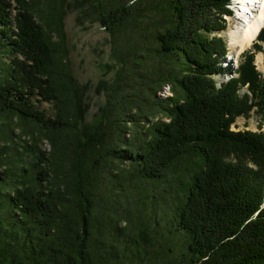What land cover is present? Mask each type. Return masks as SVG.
Segmentation results:
<instances>
[{
    "label": "trees",
    "instance_id": "obj_1",
    "mask_svg": "<svg viewBox=\"0 0 264 264\" xmlns=\"http://www.w3.org/2000/svg\"><path fill=\"white\" fill-rule=\"evenodd\" d=\"M76 1L96 6L112 39L126 32L149 37L153 61L163 63L142 72L149 52L137 45L116 52L115 79L96 87L106 103L86 124L66 63V0L36 6L40 21L35 2L0 0V51L12 55L0 69V114L41 126L53 146L51 157L37 150L28 182L8 190L0 171V264H264V131L232 129L251 111L264 122V73L255 64L264 27L240 54L236 76L216 88L213 74L225 71L228 50L217 34L226 28L230 0ZM133 79L140 85L134 92L127 83ZM163 84L171 86L167 98L157 95ZM34 97L55 106V117ZM125 166L133 172L124 184L135 188L176 166L180 183L166 235L146 208L133 216L132 205H108L125 203L116 177ZM101 168L119 170V183H106Z\"/></svg>",
    "mask_w": 264,
    "mask_h": 264
},
{
    "label": "rangeland",
    "instance_id": "obj_2",
    "mask_svg": "<svg viewBox=\"0 0 264 264\" xmlns=\"http://www.w3.org/2000/svg\"><path fill=\"white\" fill-rule=\"evenodd\" d=\"M26 1L29 4H33L35 2V4H33L35 5V8L32 9V12L36 15L37 20L40 21L42 18L40 17L39 11L36 10V6L41 8L42 5H44V1L46 0ZM66 3V14L64 16L66 48L68 51L66 63L69 66L77 84L79 85L78 87L79 91L81 92V100L83 105L86 107V111L84 113V122L86 124H93L99 118V108L103 107L107 100V95L104 91L99 93L96 90L98 82L104 79L110 83L115 79L116 73L120 68V64L114 57L116 52L124 53L126 49L131 50L134 45H137L139 46V49H142L141 53L143 55L149 52L148 54L151 55V64L142 67V72L145 71L149 73V71H152V69H157L158 66H160L159 64H162L163 62L158 63L157 59L153 61V57L155 56L156 52L155 47L149 37L142 38L137 33L132 34L126 32L120 34L119 38L112 39L107 29H105L100 24V22L96 20L98 11L96 6L89 7L87 4L84 6H78L76 0H66ZM237 8L239 7L234 6V4L229 5L231 13L230 15L225 16L226 28L217 34L224 39L228 50L225 55V60L220 63L221 67L224 68L225 71H220L216 74H213V80L216 88H219L223 82H226L229 80V78L234 76L233 70L238 65L240 54L246 49H252L251 45L255 41L254 39L251 44H249L243 50L237 49L236 51H238V53L236 52L235 59L230 62L229 54L236 48L233 49L230 47L227 39V32L237 19H235V17L238 15ZM260 43L263 46V51L257 52L255 54V64L257 69L264 73V43ZM145 49L148 51H145ZM11 58L12 55L8 51L6 52L5 49L0 51V66H2L0 67L1 70H3L6 64L10 62ZM1 59L3 61H1ZM139 60L143 62L146 61L144 58ZM159 61H162L161 58ZM3 62H5V64ZM229 67L231 72L229 71ZM145 72L144 74L146 75ZM141 75H143V73ZM127 83L128 85H131L128 89L132 92L136 90L138 91L140 88V85H136V81L134 79L127 81ZM152 85L156 86L157 83L153 82ZM162 90H164V92ZM162 90L161 94L169 90L172 95L170 85L169 88L164 87ZM38 99L39 97L33 98L35 106L43 111L46 116L54 118L57 111L56 107L47 102H38ZM149 99L151 102H155L153 95L150 96ZM128 108L133 111V104H128ZM260 119L261 118L256 112L251 111L247 115L238 116L234 124H232V129L249 130L253 132L264 131V122ZM132 139L133 137H131L130 140ZM37 150L45 153L47 157H51L53 153V146L49 142V139L47 138V131L44 128L31 122H25L17 115H12L8 112L0 114V171L5 170L6 172L5 179L7 181L6 188L8 190L16 187L24 179L27 182L30 180L33 173L32 162L34 161L33 159H35ZM189 159L191 160L192 157ZM108 160L110 159L108 158ZM192 160L197 163L199 162L196 158H193ZM112 164L118 166L124 165L118 163L117 160L113 161ZM176 170V166L168 169L165 171L161 180L143 179V182L140 185L141 187H137L139 184L136 183L137 188H135L134 182L132 187H130V185L129 187L125 186L124 184V182L129 183L130 175L133 172L128 166H125L122 172L116 176L120 179V181L123 182L120 183L125 186V195H123L125 203L122 204V199H116V201H108V205L115 203L119 208L120 205H122L121 207H128L129 205H132L133 216L136 215L135 212L137 211L141 216H143V208H146V214L149 215L146 217L152 219L154 218L152 216L155 215L156 220L160 222L159 226H161L163 234L166 235L168 227L167 220L170 215L169 213L171 211V207L174 208V201H176L174 198V193L180 183ZM108 171L109 169L101 168L100 174L106 176L107 178L104 181L106 183L112 182L114 183V186L117 185L119 182L117 179L115 181L114 176L117 175L116 172L119 170L114 168L112 171ZM130 184H132V182ZM115 190L118 191V189ZM143 200L147 203L145 207H143ZM104 208L106 212L109 213L108 215H113V212L109 209L110 207L105 206ZM125 214H127L130 218L131 213L129 211H126ZM112 218L114 219V217ZM152 226L155 228V225ZM174 240L177 241L176 238H174ZM181 240L182 237L180 236L178 241L179 244L181 243ZM166 244L169 247H174V251H178V244H170L169 242H166ZM157 264H162L160 259H157Z\"/></svg>",
    "mask_w": 264,
    "mask_h": 264
},
{
    "label": "bare ground",
    "instance_id": "obj_3",
    "mask_svg": "<svg viewBox=\"0 0 264 264\" xmlns=\"http://www.w3.org/2000/svg\"><path fill=\"white\" fill-rule=\"evenodd\" d=\"M238 1L240 2V6L239 8H237L238 15L237 17H235V19H237L234 21V24H232L231 28H229V31L227 32V39L230 47L233 49L236 48L229 54L230 62L235 59L236 52L238 53V51L236 50H243L245 47L251 44V42L258 34L259 30L264 27V0ZM163 85V87H161L157 92V95L162 98H167L171 96L169 90L162 94L161 90L164 87L169 88V84ZM162 91L164 92V90Z\"/></svg>",
    "mask_w": 264,
    "mask_h": 264
}]
</instances>
